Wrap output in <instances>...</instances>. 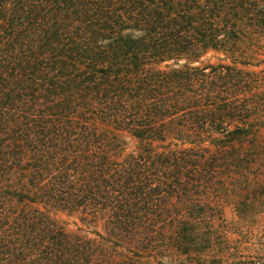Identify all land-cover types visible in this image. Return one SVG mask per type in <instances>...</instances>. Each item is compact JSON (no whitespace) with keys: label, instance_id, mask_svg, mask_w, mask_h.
Listing matches in <instances>:
<instances>
[{"label":"trees","instance_id":"trees-1","mask_svg":"<svg viewBox=\"0 0 264 264\" xmlns=\"http://www.w3.org/2000/svg\"><path fill=\"white\" fill-rule=\"evenodd\" d=\"M263 214L264 0H0V264L261 262Z\"/></svg>","mask_w":264,"mask_h":264},{"label":"rangeland","instance_id":"rangeland-1","mask_svg":"<svg viewBox=\"0 0 264 264\" xmlns=\"http://www.w3.org/2000/svg\"><path fill=\"white\" fill-rule=\"evenodd\" d=\"M227 215L230 216L229 211H227ZM255 220L259 226L250 232L245 231L246 229H242L229 233L231 242L228 244V247L234 246L235 248V250H233L231 247L229 248V251L232 252L231 254H235L237 251L236 249L245 253H264V214L260 217H257ZM255 220L253 219V222H255ZM229 258H231V255H229ZM248 264H264V260L261 262H251Z\"/></svg>","mask_w":264,"mask_h":264}]
</instances>
